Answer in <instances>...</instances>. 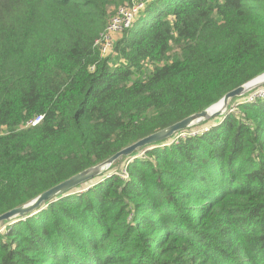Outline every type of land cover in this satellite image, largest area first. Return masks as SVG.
<instances>
[{
  "label": "trees",
  "instance_id": "obj_1",
  "mask_svg": "<svg viewBox=\"0 0 264 264\" xmlns=\"http://www.w3.org/2000/svg\"><path fill=\"white\" fill-rule=\"evenodd\" d=\"M135 2L0 0V214L264 71V0H149L102 54ZM123 171L8 224L0 264H264V95Z\"/></svg>",
  "mask_w": 264,
  "mask_h": 264
},
{
  "label": "water",
  "instance_id": "obj_2",
  "mask_svg": "<svg viewBox=\"0 0 264 264\" xmlns=\"http://www.w3.org/2000/svg\"><path fill=\"white\" fill-rule=\"evenodd\" d=\"M264 87V71L245 83L225 93L219 99L178 122L153 132L130 145L120 149L107 159L74 174L68 179L43 191L31 200L0 214V231L15 221L34 215L48 203L58 199L68 192L96 179L107 178L117 173L121 165L125 167L129 162L143 156L147 151L163 144H169L182 133L200 131L211 128L219 121H223L236 106L247 97Z\"/></svg>",
  "mask_w": 264,
  "mask_h": 264
},
{
  "label": "built area",
  "instance_id": "obj_3",
  "mask_svg": "<svg viewBox=\"0 0 264 264\" xmlns=\"http://www.w3.org/2000/svg\"><path fill=\"white\" fill-rule=\"evenodd\" d=\"M147 1L149 0H136L133 5L122 6L118 9L116 14H114V16L109 21L106 30L102 33L101 38L96 41V44L101 47L102 54H107L113 50L115 43L113 36L117 33L123 32L126 28H129L132 25L140 10L145 7ZM42 118L43 116H38L35 119L29 121L27 125H36L41 121Z\"/></svg>",
  "mask_w": 264,
  "mask_h": 264
},
{
  "label": "rangeland",
  "instance_id": "obj_4",
  "mask_svg": "<svg viewBox=\"0 0 264 264\" xmlns=\"http://www.w3.org/2000/svg\"><path fill=\"white\" fill-rule=\"evenodd\" d=\"M122 34V32L121 33H117L116 35H114L113 36V40L115 39V41H116V39L120 36ZM112 38V37H111ZM260 95H264V87L263 88H260V89H258L254 94H252V95H250L249 97H247L245 100H251L252 98H254V97H256V96H260ZM206 130H208V129H206ZM201 131H205V130H200V131H191V134H194V133H197V132H201ZM186 133H190V132H186ZM186 133H182V134H180V135H184V134H186ZM177 138V137H176ZM175 138V139H176ZM172 142V141H171ZM164 145V144H163ZM144 155V154H143ZM124 170V166L123 165H121L120 167H119V169H117V172H122ZM124 173H125V171H123ZM89 183V182H88ZM87 185H82V186H80V188H77V189H75L74 191H82V189L83 190H85V189H88V187L89 186H87ZM74 191H72V192H74ZM3 228H5V226H3L2 227V229Z\"/></svg>",
  "mask_w": 264,
  "mask_h": 264
}]
</instances>
